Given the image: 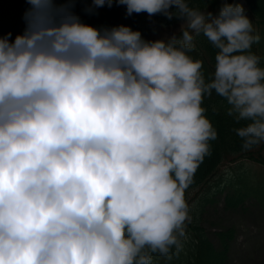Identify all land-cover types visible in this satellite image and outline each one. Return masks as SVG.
Masks as SVG:
<instances>
[{
  "label": "clouds",
  "instance_id": "1",
  "mask_svg": "<svg viewBox=\"0 0 264 264\" xmlns=\"http://www.w3.org/2000/svg\"><path fill=\"white\" fill-rule=\"evenodd\" d=\"M88 0H26L25 28L0 35V264H153L182 250L185 192L216 130L202 107L215 93L247 151L264 142V67L241 2L216 14L190 0L115 2L187 30L145 40L97 28ZM174 9V10H170ZM217 50L206 82L194 35Z\"/></svg>",
  "mask_w": 264,
  "mask_h": 264
},
{
  "label": "trees",
  "instance_id": "2",
  "mask_svg": "<svg viewBox=\"0 0 264 264\" xmlns=\"http://www.w3.org/2000/svg\"><path fill=\"white\" fill-rule=\"evenodd\" d=\"M254 1V0H250ZM217 0H190L189 6L193 8H200L207 6L210 3L215 5ZM90 6V0L88 2H77L75 5V12L80 16L81 20L93 27H114L117 26L118 20L121 17V5L115 2L111 7L105 5L104 7L97 8L91 14L84 11L85 8ZM254 7L264 15V2L254 4ZM29 5L26 0H0V35L11 33V38L14 39L16 35L22 34L25 28V22L23 15ZM174 10V9H170ZM164 17L162 14H156L153 16L155 20H159ZM130 19L134 22L131 26H135V21L140 25L143 18H137V15L133 13L130 15ZM198 36L200 39L201 49H203L207 56L208 61L201 57H195L203 61L202 72L204 74L206 82L212 78V73L215 67V55L217 50L212 44L205 38ZM202 107L205 109V116L210 121L213 128L216 130L217 137L214 140L209 141L210 151L200 163L196 170L192 183L186 190L185 194L190 188L200 187L207 183L209 179L215 174L217 167L224 161L231 160L237 157H250L255 161L264 165V142L258 146H254L250 150L242 149V140L237 136L235 129L244 126L248 121H241L237 123L233 116L228 115L230 105L227 104L225 98L217 95L213 90L211 95H205L202 103ZM245 194L243 193H228L227 203L237 204L242 201ZM208 197H204L202 204L208 200ZM199 235L195 244H190L186 247L182 253L174 252V256L177 257L171 261V264H206V257L211 253L223 256V252L214 250L211 243L202 234V229L198 228ZM194 245H196L194 247Z\"/></svg>",
  "mask_w": 264,
  "mask_h": 264
},
{
  "label": "rangeland",
  "instance_id": "3",
  "mask_svg": "<svg viewBox=\"0 0 264 264\" xmlns=\"http://www.w3.org/2000/svg\"><path fill=\"white\" fill-rule=\"evenodd\" d=\"M149 26L150 29L145 31L143 35L145 40L169 37L172 34H176L180 28L184 27V24L159 26L150 21ZM252 165L251 173L259 175L258 167L254 164ZM222 172L231 173L227 168H223ZM256 180L253 179L249 182L247 188L249 191L254 188L251 185H256ZM228 190L231 189L226 187L223 191L222 189L216 190V194L213 195L214 201L207 203L202 208L201 218L206 225V231L218 246L219 240L217 237V240L215 239V233L228 227H234L233 239L229 243L230 264H264V219L262 217V207H259L257 203H253L256 202L253 196H246L242 205L227 206L224 202V196ZM198 193L196 190L193 191L191 199H195Z\"/></svg>",
  "mask_w": 264,
  "mask_h": 264
}]
</instances>
